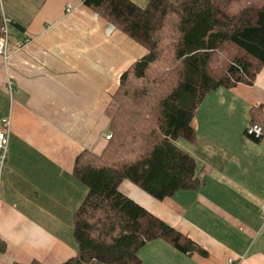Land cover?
I'll use <instances>...</instances> for the list:
<instances>
[{
	"label": "crops",
	"instance_id": "obj_1",
	"mask_svg": "<svg viewBox=\"0 0 264 264\" xmlns=\"http://www.w3.org/2000/svg\"><path fill=\"white\" fill-rule=\"evenodd\" d=\"M0 1V14L11 18L12 57L7 67L0 58V128L4 118L12 126L0 168V264H61L78 250L73 218L88 192L74 175L76 158L106 147L107 106L147 49L114 24L108 34L112 23L83 0ZM256 106L264 111V67L252 84L220 86L200 104L196 141L177 140L197 160V190L158 200L122 183L125 194L207 250L185 253L159 238L141 248L142 264H225L229 257L264 264V136L245 134Z\"/></svg>",
	"mask_w": 264,
	"mask_h": 264
},
{
	"label": "trees",
	"instance_id": "obj_2",
	"mask_svg": "<svg viewBox=\"0 0 264 264\" xmlns=\"http://www.w3.org/2000/svg\"><path fill=\"white\" fill-rule=\"evenodd\" d=\"M83 3L147 53L122 74L107 106L111 138L104 150L76 158L74 175L88 192L73 218L78 250L61 264H142L141 248L159 238L182 252L207 254L120 186L130 181L164 200L203 184L196 158L177 140L196 141L194 117L212 90L256 80L264 67V0ZM250 116L264 127L262 107H252Z\"/></svg>",
	"mask_w": 264,
	"mask_h": 264
},
{
	"label": "built area",
	"instance_id": "obj_3",
	"mask_svg": "<svg viewBox=\"0 0 264 264\" xmlns=\"http://www.w3.org/2000/svg\"><path fill=\"white\" fill-rule=\"evenodd\" d=\"M73 9V5L68 3L67 10L71 11ZM96 17L99 15L98 13L94 14ZM11 22V18L3 16V21L0 23V58L2 64L7 67L9 64L11 57V53L9 52V38H10V29L9 25ZM112 29H114L113 24L107 28V33L110 34ZM31 37H27L17 42L18 48H22L26 44L30 43ZM13 81H10V87L12 88ZM11 118H4L2 120V126L0 128V168L4 165L8 157V146L11 132ZM245 134L248 137L253 138H262L264 136V127L258 123H250L246 129ZM108 139L111 138L109 134L107 136ZM262 215L264 217V202L261 206ZM240 261L234 257L227 258L225 264H239Z\"/></svg>",
	"mask_w": 264,
	"mask_h": 264
},
{
	"label": "rangeland",
	"instance_id": "obj_4",
	"mask_svg": "<svg viewBox=\"0 0 264 264\" xmlns=\"http://www.w3.org/2000/svg\"><path fill=\"white\" fill-rule=\"evenodd\" d=\"M134 1H136L139 5H141V6H145L146 5V3H147V0H134ZM6 4V3H5ZM3 3L0 1V12L2 13V11H3ZM5 8H7V4L5 5Z\"/></svg>",
	"mask_w": 264,
	"mask_h": 264
}]
</instances>
